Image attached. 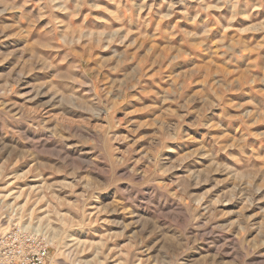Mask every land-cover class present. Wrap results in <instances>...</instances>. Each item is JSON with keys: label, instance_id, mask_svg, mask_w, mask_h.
<instances>
[{"label": "rangeland", "instance_id": "1", "mask_svg": "<svg viewBox=\"0 0 264 264\" xmlns=\"http://www.w3.org/2000/svg\"><path fill=\"white\" fill-rule=\"evenodd\" d=\"M15 226L47 264H264V0H0Z\"/></svg>", "mask_w": 264, "mask_h": 264}, {"label": "built area", "instance_id": "2", "mask_svg": "<svg viewBox=\"0 0 264 264\" xmlns=\"http://www.w3.org/2000/svg\"><path fill=\"white\" fill-rule=\"evenodd\" d=\"M49 251L39 229L15 226L0 236V264H47Z\"/></svg>", "mask_w": 264, "mask_h": 264}, {"label": "bare ground", "instance_id": "3", "mask_svg": "<svg viewBox=\"0 0 264 264\" xmlns=\"http://www.w3.org/2000/svg\"><path fill=\"white\" fill-rule=\"evenodd\" d=\"M71 238V237H70ZM70 242H75V240L74 239H72V240H70Z\"/></svg>", "mask_w": 264, "mask_h": 264}]
</instances>
